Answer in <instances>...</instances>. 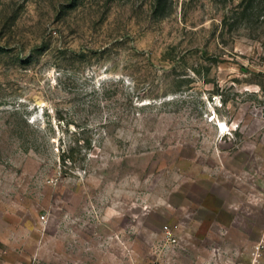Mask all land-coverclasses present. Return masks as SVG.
<instances>
[{"label": "rangeland", "instance_id": "rangeland-1", "mask_svg": "<svg viewBox=\"0 0 264 264\" xmlns=\"http://www.w3.org/2000/svg\"><path fill=\"white\" fill-rule=\"evenodd\" d=\"M263 231L264 0H0V264H251Z\"/></svg>", "mask_w": 264, "mask_h": 264}, {"label": "built area", "instance_id": "built-area-1", "mask_svg": "<svg viewBox=\"0 0 264 264\" xmlns=\"http://www.w3.org/2000/svg\"><path fill=\"white\" fill-rule=\"evenodd\" d=\"M166 234L168 236H171L172 231L168 229L166 231ZM168 239H171L172 242L176 241V239L173 237L172 238L168 237ZM250 256H251V264H264V231L259 241H257L253 246Z\"/></svg>", "mask_w": 264, "mask_h": 264}, {"label": "bare ground", "instance_id": "bare-ground-1", "mask_svg": "<svg viewBox=\"0 0 264 264\" xmlns=\"http://www.w3.org/2000/svg\"><path fill=\"white\" fill-rule=\"evenodd\" d=\"M218 123H219V124H218V128H219V130H221V131H225V130L228 128L226 123H224V122H222V121H219Z\"/></svg>", "mask_w": 264, "mask_h": 264}, {"label": "crops", "instance_id": "crops-1", "mask_svg": "<svg viewBox=\"0 0 264 264\" xmlns=\"http://www.w3.org/2000/svg\"><path fill=\"white\" fill-rule=\"evenodd\" d=\"M222 264V263H221Z\"/></svg>", "mask_w": 264, "mask_h": 264}]
</instances>
